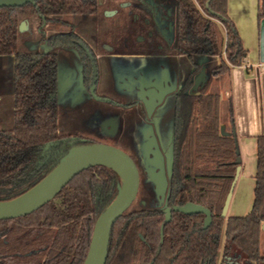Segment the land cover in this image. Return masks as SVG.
I'll use <instances>...</instances> for the list:
<instances>
[{
	"label": "trees",
	"instance_id": "trees-1",
	"mask_svg": "<svg viewBox=\"0 0 264 264\" xmlns=\"http://www.w3.org/2000/svg\"><path fill=\"white\" fill-rule=\"evenodd\" d=\"M177 0L176 55L217 57L224 54L213 76L240 66L245 52L226 15L227 0ZM97 0H37L35 5L0 9V56L13 55V127L0 130V202L12 200L39 183L58 161L38 164L36 151L58 140L56 58L16 52L20 20L26 14H93ZM264 18V0L258 19ZM200 71V69L198 70ZM174 95L172 175L168 206L200 205L204 215L171 213L153 194L136 154L140 173L135 201L113 225L105 264H264L260 230L264 224V136L257 138L254 201L245 217L221 216L236 168L240 163L236 139L220 132V97L193 91L192 77ZM206 86V85H205ZM204 86V88H205ZM229 123L233 125L231 104ZM92 144L77 141L75 146ZM121 180L111 169L96 166L75 176L42 208L25 217L0 221V264H83L94 224L118 194ZM162 228V232H161ZM221 249V262L219 252Z\"/></svg>",
	"mask_w": 264,
	"mask_h": 264
},
{
	"label": "rangeland",
	"instance_id": "rangeland-1",
	"mask_svg": "<svg viewBox=\"0 0 264 264\" xmlns=\"http://www.w3.org/2000/svg\"><path fill=\"white\" fill-rule=\"evenodd\" d=\"M105 1L99 0L101 4ZM124 1H128L129 7H126V3H122ZM107 2L105 12H99L96 15L62 16L60 21L55 22L54 30H51L53 28L45 29L43 33L39 31V19L34 15L28 16L27 28L22 29L21 25L19 27L16 52L45 53L50 51V38L54 35L53 32H65L74 28V31L80 33L91 46L96 44L94 41L96 38V41H100L103 46H111L114 49L115 57L107 60L110 72L108 76L104 71L103 62H97L100 75L97 94H105L104 82H107L106 85L110 84V87H113L114 84V86L122 89L120 81L123 80L137 84L149 82L152 78L156 82L158 79L164 80L168 87H166L168 93L165 95L163 106L160 109L159 116L161 118L158 121V127L164 150L168 151L167 145L172 134L173 95L178 79L182 81L188 76L191 67H193L192 63L200 64L210 79L213 69L222 60H225V56L222 53L217 58L194 56L192 59L186 57L176 59L174 57L170 64L172 68L169 69L167 63L162 61L164 72L161 68L152 69L150 63L161 59H152V56L149 55L150 52L148 51L151 50L146 35L147 30L136 28L137 24L134 23L132 15L136 11V0H107ZM164 2L175 13V0H164ZM110 10L116 11L117 14L107 17V11ZM167 39L171 45L175 44L174 24L172 30L167 33ZM58 53H60L57 90L59 135L81 137L94 144L112 145L135 155L137 153L136 148L142 142L140 133L152 126L151 118L156 116V113L151 118L144 113V117L138 119L137 110L124 111L110 103L93 100L81 88L82 65L78 54L75 53V58H72L66 51L58 50ZM216 63L218 64L216 65ZM162 64L160 65L162 66ZM13 65V55L0 56V130H10L13 127ZM197 74H194L193 77ZM215 78L209 87L207 85L210 81L207 82L202 90L204 94L217 93L219 95L221 88L224 85L227 86L226 74ZM122 93L123 96L121 97L124 101L128 98L131 101L136 97L135 90L131 93L124 90ZM126 94L128 98H126ZM121 113L123 116L127 115L124 116L125 122L120 126L117 121ZM219 118L220 126L223 127L228 119L227 105L223 102L220 103ZM107 121H113L116 124V132L111 136L107 134ZM140 153L142 160L149 157L143 150Z\"/></svg>",
	"mask_w": 264,
	"mask_h": 264
},
{
	"label": "water",
	"instance_id": "water-1",
	"mask_svg": "<svg viewBox=\"0 0 264 264\" xmlns=\"http://www.w3.org/2000/svg\"><path fill=\"white\" fill-rule=\"evenodd\" d=\"M36 1L37 0H0V9L20 8L28 4L35 5ZM210 1L211 0H207L206 8L209 10L210 14H212L208 7ZM192 81L193 91L197 93L198 88L201 90L204 89L209 79L202 66L199 73L192 77ZM156 88L158 92L151 90L141 93L140 95L141 98L146 97V99H143V105L147 116L151 118L155 113L156 116L151 118L152 126L149 127L148 130L140 133L142 142L139 143L136 148V156L145 171L147 181L153 187V194L158 206L163 209L164 222L167 223L171 220L172 211L184 215L202 214L205 217L203 228L207 229L211 223V213L208 209L192 203H186L180 207L175 206L170 208L168 206V181L172 175L173 168V119L172 134L167 145L168 151H165L161 140L158 121L161 118V116H159L161 113L160 109L163 106V100L168 90H162L158 85H156ZM106 126L108 135L111 136L116 132V124L113 121H107ZM232 136H234V133ZM75 144L76 141L69 144L71 148L68 152L34 187L12 200L0 202V221L25 217L42 208L45 204L54 199L75 176L84 170L96 166L109 168L119 176L121 185L115 199L105 208L94 224L88 251L83 262V264H105L111 229L137 198L140 189V173L133 159L126 152L115 146L92 143L78 147L75 146ZM46 147H48V145ZM142 150L149 156L147 159H141L140 151ZM236 162L240 163L239 158H237ZM114 166L118 167L122 173ZM238 173L239 167L236 168L233 182L223 204L221 212L223 218L226 217ZM261 229L264 230V226H261Z\"/></svg>",
	"mask_w": 264,
	"mask_h": 264
},
{
	"label": "flooded vegetation",
	"instance_id": "flooded-vegetation-1",
	"mask_svg": "<svg viewBox=\"0 0 264 264\" xmlns=\"http://www.w3.org/2000/svg\"><path fill=\"white\" fill-rule=\"evenodd\" d=\"M122 3H126V7H129L128 1H124ZM106 5H108L107 0L102 4L99 2V0H97L98 9L96 10L95 13L68 14V15H96L99 12L101 13L105 12ZM177 8H178L177 0H175V13L174 11H172V9H169V7H167L164 0H136V11L132 14L134 18V23L137 24L136 28L147 30L146 35L148 37V43L150 44L149 48L151 50L148 51L150 52L149 55L152 56V59H158V60L161 59L159 61L155 60L156 62L150 63L152 69L161 68L162 71L164 72L165 69L163 68L164 64L161 63L162 61L163 63L164 62L167 63L169 69L172 68V65L170 64H171V59L174 57H176V59H181L183 57H186L187 59H192V57L176 55L173 52V48L177 46V32H176ZM116 14H117L116 11L110 10L107 11L106 16L107 17L109 15L115 16ZM30 15H34L39 19L40 21L39 31L41 33H43L45 29L49 30V28H53L55 22L60 21L61 17L65 16V15L43 16L40 14H26L22 16L19 27L21 25L22 29L27 28V17ZM173 24L175 25L176 39H175V44L171 45V42L169 41V39H167V33L172 30ZM51 30H54V28ZM18 32H19V28H18ZM53 34L54 35L50 38L51 42L49 41L51 43L50 51H47L45 53L33 52V53H18V54L55 56L57 63L56 89L52 93L51 98L54 99L55 101L57 114H58L57 90H58L59 69H60L59 68L60 53H58V50L66 51L70 56H72V58H75V53L78 54L82 65L81 88L85 90L93 100L102 103H110L115 107L122 109L124 111L137 110L138 119H142V117H144L143 116L144 113H146L143 105V99H146V97L141 98L140 97L141 93H145L151 90H155L156 92H158L156 85H158L159 88H162V90L168 88L166 82L162 79L160 80L158 79L156 82L155 79L152 78L149 82L146 83L141 82L139 84L132 81L129 83L126 82V80H123L120 81V86L122 87V89L114 86V84L113 87H110L109 86L110 84L106 85L105 83L107 82H104L103 89L105 94L99 95L97 94V90L99 87L100 75L98 72L97 62H103L104 71L108 76L110 72H109V65L107 63V60L115 57L113 47L103 46L100 41H96V38L94 39L96 44L91 46L80 33L74 31V28L73 29L71 28L70 30H66L65 32H53ZM160 64H162V66ZM192 65L193 67H191V69L193 70L191 72L189 71L188 76L182 81L178 79L176 88L174 89V95L177 92L179 93L184 89L182 84L187 78L193 77V75L197 74V72L199 73L198 70L201 68L200 64L192 63ZM124 90L130 93L135 90L136 92L135 93L136 97H134L135 99H132L130 101L126 94L125 96L128 99L126 101L122 100L121 96H123L122 92H124ZM13 97H14V90H13ZM13 109H14V100H13ZM124 116L123 113L119 114L118 117L119 120L117 122L120 126L125 122ZM128 117H130V114H128ZM57 126H58V119H57ZM59 137L60 138L58 140L47 143L36 151V159L38 164H49L58 161L59 158L64 154L65 149H67L69 147V144L73 141L76 142L89 141L81 137H71V136H61V135H59ZM47 145L48 147H46ZM127 154L132 159L134 158L133 153L132 154L127 153Z\"/></svg>",
	"mask_w": 264,
	"mask_h": 264
},
{
	"label": "crops",
	"instance_id": "crops-1",
	"mask_svg": "<svg viewBox=\"0 0 264 264\" xmlns=\"http://www.w3.org/2000/svg\"><path fill=\"white\" fill-rule=\"evenodd\" d=\"M261 1L226 2V15L234 25L245 57L240 66L231 67L226 73L227 86L224 85L219 91L220 103H225L228 110L231 104L233 111V125H230L228 118L225 125L220 126V132L227 136L234 133L240 160L225 218L245 217L254 201L257 138L264 136V18L258 19ZM214 79L212 75L208 87ZM259 242L260 254L264 256L262 229ZM221 253L220 249L219 263Z\"/></svg>",
	"mask_w": 264,
	"mask_h": 264
},
{
	"label": "bare ground",
	"instance_id": "bare-ground-1",
	"mask_svg": "<svg viewBox=\"0 0 264 264\" xmlns=\"http://www.w3.org/2000/svg\"><path fill=\"white\" fill-rule=\"evenodd\" d=\"M114 167H115V166H114ZM115 168H116L118 171H120L118 167H115ZM120 173H122V172L120 171Z\"/></svg>",
	"mask_w": 264,
	"mask_h": 264
}]
</instances>
